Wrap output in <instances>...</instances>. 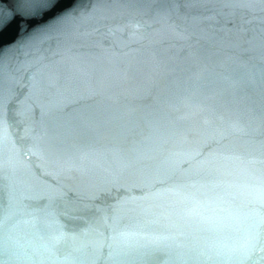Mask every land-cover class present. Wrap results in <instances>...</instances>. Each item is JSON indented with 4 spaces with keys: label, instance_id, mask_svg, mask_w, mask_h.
Masks as SVG:
<instances>
[{
    "label": "water",
    "instance_id": "1",
    "mask_svg": "<svg viewBox=\"0 0 264 264\" xmlns=\"http://www.w3.org/2000/svg\"><path fill=\"white\" fill-rule=\"evenodd\" d=\"M0 264H264V0H80L0 54Z\"/></svg>",
    "mask_w": 264,
    "mask_h": 264
},
{
    "label": "snow or ice",
    "instance_id": "2",
    "mask_svg": "<svg viewBox=\"0 0 264 264\" xmlns=\"http://www.w3.org/2000/svg\"><path fill=\"white\" fill-rule=\"evenodd\" d=\"M64 3L65 0H11L9 5L5 0H0V54L74 16L80 0H72L67 6L61 7ZM230 23L242 26L243 20ZM14 26L17 29L15 37L4 42V35Z\"/></svg>",
    "mask_w": 264,
    "mask_h": 264
}]
</instances>
